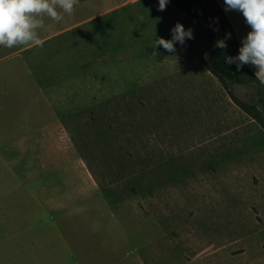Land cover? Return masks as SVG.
<instances>
[{
    "label": "rangeland",
    "instance_id": "obj_1",
    "mask_svg": "<svg viewBox=\"0 0 264 264\" xmlns=\"http://www.w3.org/2000/svg\"><path fill=\"white\" fill-rule=\"evenodd\" d=\"M119 1L77 3L65 21H47L44 15L41 19L45 27L37 29L42 45L0 47V88H16V103L13 96L10 101L16 104L17 123L24 109L19 103H25L26 112L30 110L32 115L41 104L47 106V147L55 146L56 137L65 192L71 198L72 189L67 184L74 183L77 189L78 183L81 214L94 216L96 221V216H104L106 226L113 222L110 216L120 220L126 228V242L121 246H127L129 261H140L141 257L154 264H264V159L256 158L244 166L235 158H208L206 152H186L176 157L175 165L168 167L172 181L183 182V173L200 169L191 180H207L212 188L203 190L148 189L137 174L141 123L150 119L148 113L159 104L158 92L145 88L156 86L160 76L168 73L130 71L129 66L136 69L135 59L121 56L122 49L132 46L122 45L129 17L126 8L60 28ZM153 5L158 7V0ZM166 7L170 10L171 3ZM227 12L235 20V10ZM185 17L181 20L171 15L174 20L161 27L171 30L177 20L189 24L201 42V55L208 45V26L202 17ZM130 32L134 39L135 31ZM237 33L242 40L244 31L237 28ZM233 88L240 96L252 93L244 85ZM155 93L153 104H145ZM4 97L1 93L0 100ZM166 97L164 94L162 98ZM145 126L148 136L154 133L164 136L165 143L171 141L172 132L166 126L151 121ZM175 137L181 139L183 132ZM176 139L170 142V148L182 150L190 144ZM161 143L149 140L146 147L157 151ZM39 144L37 141L33 149ZM35 183L33 176L26 181L33 196L38 193ZM97 235L108 239L106 234ZM117 237L112 234L113 243ZM74 255L68 252L65 257L74 262ZM9 258L8 254H0V264H9Z\"/></svg>",
    "mask_w": 264,
    "mask_h": 264
},
{
    "label": "crops",
    "instance_id": "obj_2",
    "mask_svg": "<svg viewBox=\"0 0 264 264\" xmlns=\"http://www.w3.org/2000/svg\"><path fill=\"white\" fill-rule=\"evenodd\" d=\"M94 1L101 0H90ZM155 1L121 0L80 17L77 23L60 28H71L101 13L126 8L129 17L125 24L126 39L122 45L132 46L125 51L122 49L121 56L130 55L135 59L136 69L129 66L130 71L168 73L160 76L156 86L145 88L158 92L159 104L157 108L153 105V111L148 113L150 119L145 118L141 123L142 137L137 138L136 149L139 162L137 174L148 189H209L212 186L204 178L191 180L200 169H196L198 173L186 171L183 173L185 181L175 182L170 178L168 167L175 165L174 159L186 152H206L208 158H235L241 165H250L256 158L264 159V130L233 103L218 79L203 65L200 60L202 45L193 28H190L195 33L193 38L186 39L184 45L176 44L174 53L159 45L153 47L155 38L170 39L171 30L163 29L161 25L172 22L174 19L171 15L181 20L187 16L172 4V9L166 7L160 11L153 5ZM216 1L228 17L240 47L237 28L244 31L245 37L250 26L245 23L241 13L235 11L234 20L225 10L223 0ZM85 2L88 0H76L75 4L80 6ZM61 15L64 21L69 16L68 13ZM46 20L51 19L46 17ZM181 24L189 29V24ZM130 30L135 31L134 39ZM246 65L256 73L255 66ZM38 91L41 92L42 88ZM1 93L5 97L0 100V254L10 255L9 264H154L144 262L141 257L140 261H129L127 246H121L126 240V228L120 220H113L110 216L113 222L106 226L105 217L101 216V220L96 216L98 223H102L99 226L94 216L80 213L78 183L77 189L74 183L67 184L72 189L71 198L70 193L65 192L63 165L59 164L57 155V138L54 139V147H47V106L41 104L32 115L30 110L26 112L25 103H19L24 109L17 123L16 88H0ZM164 94L168 95L165 99L162 98ZM152 95V101L145 100V104H153L157 94ZM10 96L14 97L15 103L10 101L13 100ZM144 109L147 110L146 106H143ZM149 121L166 126L172 132V136L167 134L172 137L171 141L183 132V137L175 141H190V144L185 149L177 150L170 148L171 141L166 140L165 143L164 136L154 133L148 136L144 127ZM155 139L162 142L160 146L157 145V151L148 149L146 145L149 140L154 143ZM37 141H40L39 148L33 149ZM238 173L235 167V175ZM30 176H33L38 187L36 196L26 184ZM163 178L165 181L161 180ZM73 188L77 198L74 197ZM97 233L106 234L108 239L96 236ZM113 233L119 236L115 243ZM68 252L76 254L74 262L65 257Z\"/></svg>",
    "mask_w": 264,
    "mask_h": 264
},
{
    "label": "clouds",
    "instance_id": "obj_3",
    "mask_svg": "<svg viewBox=\"0 0 264 264\" xmlns=\"http://www.w3.org/2000/svg\"><path fill=\"white\" fill-rule=\"evenodd\" d=\"M169 0H158V10L163 11ZM76 0H0V47L12 48L27 44L42 45L37 29L45 27L42 16L53 21L62 20L61 13L71 15ZM225 10L242 14L250 31L241 40L238 54L226 57L227 64H235L239 70L245 64L257 69L255 76L264 83V0H224ZM230 38V34H226ZM192 30L177 22L171 29V38H155L154 46H162L170 53L176 51V44L184 45L192 39ZM215 46L225 48L224 39Z\"/></svg>",
    "mask_w": 264,
    "mask_h": 264
},
{
    "label": "trees",
    "instance_id": "obj_4",
    "mask_svg": "<svg viewBox=\"0 0 264 264\" xmlns=\"http://www.w3.org/2000/svg\"><path fill=\"white\" fill-rule=\"evenodd\" d=\"M169 2L192 19L201 17L197 6L217 20L207 27L208 45L200 55V60L207 70L221 83L231 100L257 121L264 129V83L245 64L239 70L235 64H227L226 57L238 54L239 46L234 29L216 0L211 3L201 0H169ZM230 34V38L226 35ZM224 39L226 47L215 46L217 40ZM234 85H244L252 90L240 96L234 92Z\"/></svg>",
    "mask_w": 264,
    "mask_h": 264
},
{
    "label": "water",
    "instance_id": "obj_5",
    "mask_svg": "<svg viewBox=\"0 0 264 264\" xmlns=\"http://www.w3.org/2000/svg\"><path fill=\"white\" fill-rule=\"evenodd\" d=\"M200 15L204 19L207 26L211 25L215 21L214 17L205 10H200Z\"/></svg>",
    "mask_w": 264,
    "mask_h": 264
}]
</instances>
